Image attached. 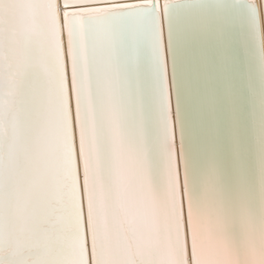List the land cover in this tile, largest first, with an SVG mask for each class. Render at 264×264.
<instances>
[{"label": "snow or ice", "instance_id": "obj_1", "mask_svg": "<svg viewBox=\"0 0 264 264\" xmlns=\"http://www.w3.org/2000/svg\"><path fill=\"white\" fill-rule=\"evenodd\" d=\"M162 12L0 0V264H264L260 4Z\"/></svg>", "mask_w": 264, "mask_h": 264}, {"label": "bare ground", "instance_id": "obj_2", "mask_svg": "<svg viewBox=\"0 0 264 264\" xmlns=\"http://www.w3.org/2000/svg\"><path fill=\"white\" fill-rule=\"evenodd\" d=\"M113 1H118V0H110V2ZM139 1V0H137ZM137 1L134 2H124V3H138ZM158 3L160 5V9H161V16L163 17V4L165 3V0H158ZM257 3L260 4V24L261 27L264 28V0H257ZM66 48V46H65ZM167 48H168V42H167V36H165V51L167 53ZM67 51V48H66ZM169 65L171 68V58L169 57ZM170 75H171V71H170ZM69 89L71 91V76L69 73ZM172 116H173V121L175 124V129H176V155H177V163L180 165V171H181V193L183 194V185H184V180H183V164H182V169H181V158H180V146H181V141L180 138L178 139V134H177V125L175 123V119H176V109H175V104H173V112H172ZM77 157L79 159V144L77 143ZM186 200V197H185ZM185 216H187V201H185ZM85 221H87V217L85 216Z\"/></svg>", "mask_w": 264, "mask_h": 264}, {"label": "water", "instance_id": "obj_3", "mask_svg": "<svg viewBox=\"0 0 264 264\" xmlns=\"http://www.w3.org/2000/svg\"><path fill=\"white\" fill-rule=\"evenodd\" d=\"M134 1H137V0H118V1H113L111 3H124V2H134ZM138 3L142 2V0H139L137 1ZM170 71H171V68H170ZM177 125V134H178V139L180 138V130H179V125L178 123H176ZM181 169H182V161H181ZM183 174V172H182ZM186 201V200H185Z\"/></svg>", "mask_w": 264, "mask_h": 264}]
</instances>
